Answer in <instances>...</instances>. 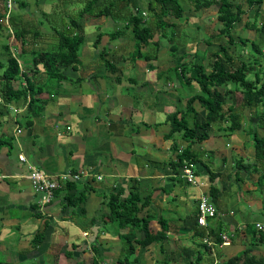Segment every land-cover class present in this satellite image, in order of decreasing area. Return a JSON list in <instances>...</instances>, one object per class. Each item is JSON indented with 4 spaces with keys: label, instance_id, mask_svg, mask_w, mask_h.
<instances>
[{
    "label": "crops",
    "instance_id": "crops-1",
    "mask_svg": "<svg viewBox=\"0 0 264 264\" xmlns=\"http://www.w3.org/2000/svg\"><path fill=\"white\" fill-rule=\"evenodd\" d=\"M102 33L101 42L106 37V44L95 45L94 39L86 38L71 78L39 95L44 106L39 115L27 113L23 100L10 107L0 102L8 109L7 123L15 121L10 133L11 123L0 130V137L10 138L0 147V264H119L128 251L124 235L131 229L137 237L145 233L111 218L112 203L114 195L121 202L134 194L139 216L149 215L153 233L166 228V238L148 246L134 243L131 264H187L197 255L198 264H222L245 250L264 264L260 236L264 234V163L257 164L262 172L236 170L234 161L243 157L236 156L241 154L240 146L235 149V139L220 129L203 141L189 139L183 132L171 136L166 119L175 110L186 109L173 106L177 101L172 99L183 85L170 77L161 83L158 73L166 71L149 70L132 57L134 76L125 80L124 65L115 62L118 69H114L108 58L115 54V40L125 39L111 40L110 32ZM29 52H21L27 56L22 68L31 60ZM105 55L111 65L105 63ZM160 88L169 104L159 95ZM11 109L21 116L11 115ZM1 121L2 117L0 126ZM251 146L253 158V142ZM12 149L17 159L11 157ZM185 161L192 164L197 184L185 178ZM34 166L54 175L72 172L79 178L65 181L54 200L41 208V195L28 177ZM69 182L76 183L73 192L83 194L75 210L65 206ZM243 185L249 189L246 198ZM202 195L217 209L205 226L197 221ZM41 231L45 238L36 242L34 237ZM220 233L230 235L229 245L222 244ZM124 244L127 251L122 254Z\"/></svg>",
    "mask_w": 264,
    "mask_h": 264
},
{
    "label": "trees",
    "instance_id": "trees-1",
    "mask_svg": "<svg viewBox=\"0 0 264 264\" xmlns=\"http://www.w3.org/2000/svg\"><path fill=\"white\" fill-rule=\"evenodd\" d=\"M60 1L61 3L67 2L66 0ZM130 1L71 0L67 2L70 3L69 5L81 6L77 8L78 10L67 13L66 17L60 10L57 15L61 26L57 25V16L42 11L46 21L52 26V33H45L42 30L41 25L45 24L44 20L38 22L27 20L23 18L22 14H15V12L9 18L8 26L12 28V34L9 36L14 35L21 41L22 52L28 51L27 45L34 44V47L29 50L32 54L29 66L26 65L25 68H22L21 61L11 51V46L5 45L9 58L6 61L0 59V101L5 106H10L13 102L18 103L23 100L27 113L39 115L44 108L39 95L46 88L53 90L59 87L60 81L70 79V71L76 70L75 67L80 64V49L86 39L82 21L88 20L92 16H111L123 22V25H119L110 34V38L125 39L129 35L126 29L131 28L130 32L134 41V50L130 55L132 59L144 58L147 63L156 62L159 52L164 46L163 40L165 39L167 42L177 40L176 24L165 18L168 15H172L178 20L183 18L185 7L180 0H148L147 10H144L143 13V10L132 11L129 7ZM243 2H246L250 8H255L254 19L251 23L247 22L246 26L257 31H264V24L258 22L264 0H188L192 10L196 12L218 5L220 28L216 35L218 37L226 36L227 42L230 44H241L244 50L240 54H233L225 45L220 46L217 51L212 53L214 60L210 70H207L204 63L186 61V53L178 56L176 65L167 71H175L178 82L189 88L196 85L199 92L188 98L186 109L176 110L169 114L167 121L171 125L169 133L171 136L175 132H183L185 137L197 141L210 138L215 130V125L218 129L230 133H236L238 129H243L241 128L243 126L245 132L242 134L246 135L247 133L253 141L255 157L252 163L246 162L245 158H236L235 169L251 173L253 168L260 170L258 163H264V43L257 39L243 38L241 35H239V40L234 37L236 24L243 21L244 16L247 15V11L243 8ZM29 7V0L19 1L18 9L29 11ZM147 14L152 15L154 20L150 22ZM167 27H172L169 33L166 31ZM102 35V32L98 34L95 45L100 44ZM156 35H158L157 38ZM214 36L212 35V37ZM45 43L47 46L44 45ZM176 45L172 46L175 51L178 49ZM247 47L252 48V56L244 55ZM103 59L107 65H111L112 62L106 58V55ZM24 63L26 64V62ZM113 65H115L114 69H118L115 62ZM43 74L45 75L44 81H42ZM164 74L165 72H160L158 77H162ZM221 87L223 91L220 90ZM227 97H231L233 103L228 102ZM197 105L201 106V109H198ZM246 108L250 110V117L244 115ZM200 110L204 111V116L201 115ZM8 141L10 142V138L0 137V147ZM185 156L192 157L189 153H186ZM65 188H67L65 206H71L74 210L79 208L83 194L73 192L76 183L69 182ZM59 190L61 191L58 189L56 192ZM117 196L114 195L111 218L117 219L122 226L139 227L145 233L144 237L139 236V238L131 229L124 235V239L128 243V251L126 250L125 257L119 260V264H131L129 258L136 251L134 243L148 246L154 241H163L166 238V228L157 233L151 232L149 215L139 216L137 194H134L130 199H123L121 202ZM260 236L264 237L263 232ZM35 238L36 242H42L45 238L44 231L37 233ZM203 246L209 247L205 243ZM250 252L245 250L242 254L234 256L222 264H261L262 260L251 256ZM200 262L201 256L197 255L187 264Z\"/></svg>",
    "mask_w": 264,
    "mask_h": 264
},
{
    "label": "rangeland",
    "instance_id": "rangeland-1",
    "mask_svg": "<svg viewBox=\"0 0 264 264\" xmlns=\"http://www.w3.org/2000/svg\"><path fill=\"white\" fill-rule=\"evenodd\" d=\"M67 2L71 0H66ZM61 3L60 0H29V11L26 9H16L15 14H22L23 18L27 20H36V22L44 20L45 24L41 25L42 30L45 33H52V26L48 21H46V18L42 14V11L48 12L51 15L57 16V25L61 26V22L59 20V17L57 13L62 10L63 13L65 14L64 16H67V13H71L73 11L78 10L77 8L80 6H72L69 5L70 3ZM130 8L132 11H142L144 13V10H147V2L148 0H131L130 1ZM180 2L184 5L185 7V13L184 17L180 18L179 20L175 18L172 15H168L165 19L168 20L171 23H175L176 26V41H170L167 42L165 39L163 40L164 46L159 52L158 59L156 62L153 63H147L145 62L144 58L143 59H134L135 62L139 61L141 64L144 66L147 65L148 69H153V70H160L166 71L165 74L162 76V82L161 83H166L169 81V77L175 81V84L179 83L177 82L178 79L176 77L175 71H167L170 70L171 67H174L176 65V58L178 56L182 55L183 53H186L187 56L185 57L186 61H197L206 64L207 70L211 69V64L213 63L214 57L212 55L213 52L217 51L220 46L225 45L229 51L233 54H240L242 50L241 44L238 45H233L227 42V37L226 36H217L216 34L219 31L220 28V21L218 20V10L219 7L218 5H214L210 8H204L203 10H200L198 12L192 10L191 5L188 3V0H180ZM239 2V1H238ZM243 8L247 11V15L244 16L243 21L239 22L236 24V28L234 31V37L239 40V35H241L243 38H250V39H257L264 43V31H257L256 29H251L250 27H247L246 24L247 22L251 23L252 19H254V11L255 8H250L249 5L246 2H243ZM66 5V7H65ZM65 7V8H64ZM55 12V13H54ZM0 59L6 61L9 56L7 54V50L5 49V45H10L11 46V51L14 52L18 56V59L21 61V64L24 66L25 63L27 62V56L22 54V44L21 41L18 40L14 35L9 36V34H12V28H10L9 21L5 17L2 16V9L0 6ZM148 19L151 21L154 20V17L152 15L147 14ZM91 18V19H90ZM90 21L84 26V33H86V38H89L88 40H93L96 41L97 35L100 32H113L115 31L119 25H123L124 23L121 22L120 20H116L112 18L111 16L105 17H95L92 16L90 17ZM187 22V23H186ZM259 23L264 24V6L261 10V16L258 18ZM83 24H85L83 22ZM172 27H167L166 31L169 33L171 31ZM126 31L129 33L128 37L125 38V40H115V54L109 55V59H112L114 62H116L118 65H124V75H125V80H128V77L134 76V64L131 59V53L134 50V41L132 40V35H131V28L126 29ZM90 34V35H89ZM89 35V36H88ZM212 35H215L212 37ZM88 36V37H87ZM158 35H156V38ZM106 37L104 38V41L101 42V45L106 44L105 42ZM181 40L180 42L178 40ZM112 40V39H111ZM110 44V43H109ZM177 44V50L175 51L172 46ZM47 46V44H44ZM111 45V44H110ZM32 46V47H31ZM37 47V45H35ZM28 51L32 50L34 47L33 45H27L26 46ZM35 47V48H36ZM253 50L251 47H247L244 51L245 56H252L253 55ZM30 53V52H29ZM207 54V56H206ZM205 56V57H204ZM30 57V55H29ZM124 58V61L122 59ZM32 58V55H31ZM120 59V60H119ZM30 62V60H28ZM152 64V65H151ZM141 65H139L138 71L141 70ZM196 86V85H195ZM186 87L183 86L184 88L179 85L180 89V94L179 95H174L172 99H176L175 106L176 108L181 107L186 108V102L187 98L191 96L190 92H197L198 87ZM59 87H56L53 90L58 89ZM175 89V88H174ZM172 89V90H174ZM183 89V90H182ZM223 91V88L221 89ZM188 93H187V92ZM160 96H163L165 98L166 104H169L171 100L168 99V97L165 95V91H163V88H160ZM170 98V96H169ZM178 99V100H177ZM228 102L233 103V100L231 97H227ZM1 102V101H0ZM199 104V103H197ZM10 107V106H8ZM14 106L12 107V109ZM198 109H201V106L197 105ZM11 109V110H12ZM172 109V108H170ZM8 111L6 107H1L0 104V118L2 117V126H0V130H5V126L10 124V127L8 128V133L12 130V128L15 126V121L11 120L10 123H7L6 119L7 117L4 116V112ZM176 111V110H175ZM201 115L204 116V111L200 110ZM244 115L245 117H250L251 113L250 110L247 108L244 109ZM9 114V113H8ZM15 114L17 116H21V113L18 112H13L11 111V115ZM10 116V114H9ZM169 116V114H168ZM167 116V117H168ZM167 121V119H166ZM13 126V127H12ZM246 127V125H244ZM241 128L244 129L242 126ZM214 132L217 133L218 127L215 125L214 127ZM243 129H238L236 133H230L229 131L225 132L223 130V133H226L227 135H232L233 139H235L236 142V147L235 149L240 146L239 149H241V154L238 152L236 153V156L245 158L246 162H254V157L252 158L251 155L249 154L250 148L252 147V139H250V136L248 138L245 137L244 135H241L245 131ZM221 134V133H218ZM247 134V133H246ZM8 136V135H6ZM221 139V137H219ZM225 139V138H223ZM225 143V142H224ZM230 150V148H228ZM254 150H252V153ZM12 155L11 157L13 159H17V154L15 152V149L11 151ZM230 157V155H228ZM231 160V158H229ZM260 170L262 172V166H260ZM252 172V171H251ZM63 174V173H61ZM241 186V185H240ZM240 189L243 191V196L246 198L248 195H245L247 193V190L249 191L248 187L246 185H243L240 187ZM117 224V223H116ZM126 245L124 244L122 246V251L121 253L126 252Z\"/></svg>",
    "mask_w": 264,
    "mask_h": 264
},
{
    "label": "built area",
    "instance_id": "built-area-1",
    "mask_svg": "<svg viewBox=\"0 0 264 264\" xmlns=\"http://www.w3.org/2000/svg\"><path fill=\"white\" fill-rule=\"evenodd\" d=\"M20 0H0V5L2 7L3 17L9 21V18L14 14L15 10L19 8ZM18 132L21 133V128H18ZM20 159L25 161L26 158L24 155H20ZM184 167V176L185 178L194 184H197L196 175L191 168L192 164L185 161ZM29 179L32 181L34 190L38 192L40 197L41 208H44L46 205L50 204L54 198L56 190L60 189L63 183L67 180H76L79 178V174H74L72 172H66L59 175H54L48 173L46 170L38 168L36 166L32 167L31 172L28 175ZM217 212L216 207L210 200L207 195H202L199 199L198 203V214L197 220L200 225L207 224V218L209 216H215ZM259 229H262L263 226L261 223L257 224ZM220 237L222 238V244L229 245L231 243V237L227 233H220ZM205 242H208L207 240Z\"/></svg>",
    "mask_w": 264,
    "mask_h": 264
}]
</instances>
